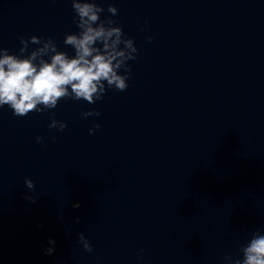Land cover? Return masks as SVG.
Returning a JSON list of instances; mask_svg holds the SVG:
<instances>
[{
	"label": "water",
	"instance_id": "1",
	"mask_svg": "<svg viewBox=\"0 0 264 264\" xmlns=\"http://www.w3.org/2000/svg\"><path fill=\"white\" fill-rule=\"evenodd\" d=\"M96 3L138 53L128 91L0 109V264H188L264 213V0ZM73 15L71 0H0V47L50 36L72 55Z\"/></svg>",
	"mask_w": 264,
	"mask_h": 264
},
{
	"label": "clouds",
	"instance_id": "2",
	"mask_svg": "<svg viewBox=\"0 0 264 264\" xmlns=\"http://www.w3.org/2000/svg\"><path fill=\"white\" fill-rule=\"evenodd\" d=\"M74 13L72 21L77 28L74 33H65L62 41L72 49V55L60 50L52 37L19 38L20 47L14 54L0 47V109L7 107L16 117L32 112L46 113L55 109L61 100L84 101L99 105L105 92L123 96L128 91L138 53L133 42L127 40L122 29L113 19L118 15L116 6H107L108 16L101 19L105 8L96 0H71ZM148 31L145 25L140 33ZM148 43H152L151 37ZM36 47L32 48L31 46ZM31 48V50H29ZM83 118L99 119L95 109L81 112ZM49 129L63 131L64 121L52 118ZM100 132L99 127L88 130L89 137ZM46 137L37 136L36 142L43 143ZM55 138H53L54 142ZM27 189L34 188L31 179H25ZM30 203L36 199L24 197ZM79 212V205H73ZM77 227L79 221H76ZM78 247L91 257L93 250L83 236L78 238ZM42 249L45 256L56 251V241L49 238ZM142 251V250H141ZM223 264H264V229H256L240 248L237 256L226 255Z\"/></svg>",
	"mask_w": 264,
	"mask_h": 264
}]
</instances>
